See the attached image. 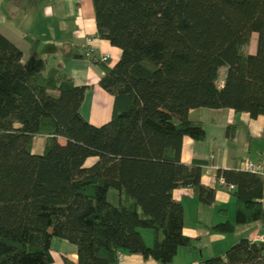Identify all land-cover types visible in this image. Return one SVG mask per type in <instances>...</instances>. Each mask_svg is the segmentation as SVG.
I'll return each instance as SVG.
<instances>
[{
  "label": "trees",
  "instance_id": "trees-1",
  "mask_svg": "<svg viewBox=\"0 0 264 264\" xmlns=\"http://www.w3.org/2000/svg\"><path fill=\"white\" fill-rule=\"evenodd\" d=\"M91 2L97 36L121 52L112 65L88 56L113 99L100 125L80 113L87 85L47 66L37 38L24 34L25 54L0 32V264H52L53 237L76 246V261L63 257V264H116L123 252L171 263L180 246H192L173 189L215 201V187L201 179L204 161L180 158L184 136L205 137L189 111L264 115V0ZM252 33L257 45L249 53ZM91 49L75 46L71 55ZM262 175L216 171L217 181L234 185L235 220L212 230L264 219ZM139 228L152 230L150 246ZM199 262L264 264V241L241 237Z\"/></svg>",
  "mask_w": 264,
  "mask_h": 264
},
{
  "label": "crops",
  "instance_id": "crops-1",
  "mask_svg": "<svg viewBox=\"0 0 264 264\" xmlns=\"http://www.w3.org/2000/svg\"><path fill=\"white\" fill-rule=\"evenodd\" d=\"M45 3L47 5L42 12L44 23L41 20V23L36 24L35 32L31 30L30 24L40 18L41 12L35 7L28 14L32 15L30 21L23 14L16 13L7 27L4 26L5 29L0 27V32L24 51L27 49L24 34L28 32L37 38L39 52L47 66L68 72L78 85H87L80 113L90 123L100 125L110 118L113 102L112 96L99 85L103 70L86 57L72 56L71 51L75 46L80 50L85 46L93 47L97 51L108 53L109 64L112 65L120 57V49L97 36L91 0H45ZM24 20L28 25L17 29L15 26L23 25ZM189 117L202 122L205 137L203 140H194L184 136L180 158L186 164L193 160L204 161L201 179L205 184L215 187V201L212 205H205L197 200L191 188L173 189L174 198L183 206L182 231L192 238V246H180L169 264H190L192 261H202L221 254L241 237L264 241V219L237 225L230 233L211 229L216 223L235 220V200L231 193L233 189L219 184L216 171L220 168L242 169L245 161L259 162L264 171L263 152L259 147L264 145V115L252 118L247 112H236L232 108H194L189 111ZM254 144H258V147ZM43 148L44 140L42 150ZM93 159H87L86 163H91ZM262 176L264 191V173ZM238 232L240 233L236 234ZM140 233L143 237L144 233ZM144 237L145 243L151 245L153 234L145 231ZM58 239L55 243L51 239L52 264H63V257L76 261V246ZM116 264L158 263L152 258H143L140 254L123 252L121 260Z\"/></svg>",
  "mask_w": 264,
  "mask_h": 264
},
{
  "label": "rangeland",
  "instance_id": "rangeland-1",
  "mask_svg": "<svg viewBox=\"0 0 264 264\" xmlns=\"http://www.w3.org/2000/svg\"><path fill=\"white\" fill-rule=\"evenodd\" d=\"M49 1V0H48ZM45 0H22L20 3H16L12 0H0V27L2 29H5V27H7L8 23L12 20L13 16L17 13H21L23 14V16L28 20L30 21L32 19V15H28L32 9L35 7L37 8L38 12H39V16L40 18L39 19H35L33 20L34 22H32L30 25V28L31 30H34L36 29L37 25L36 24H39L41 23V20H43V23H44V16L42 14L44 8L46 7L47 3H45ZM34 23V24H33ZM28 25V22L26 20H24L23 22V25H16L15 27L17 29H19V27H24ZM5 26V27H4ZM40 29V27H39ZM35 32V30L33 31ZM13 36V35H11ZM256 45H257V34L256 33H252L251 34V37H250V40H249V43L247 44L246 46V51H248L249 53H254L255 50H256ZM25 54H26V51H24ZM44 140V138L42 136H37L35 137L34 139V150L35 152H42V141ZM254 146H257L258 147V144H254ZM259 147H261L262 149V156L264 158V145H259ZM254 153V151H253ZM252 156V154H251ZM253 158V157H251ZM188 209V207L186 208ZM188 211V210H187ZM232 212L234 214V206L232 208ZM187 222H189V219H187ZM139 231H142L144 233V236H145V231H148L149 233H152V230L149 229V228H139ZM240 232L236 233V234H239ZM143 236V238H145ZM53 242L55 243V241H58L59 239L56 238V237H53ZM53 243V245H54ZM150 246V245H149Z\"/></svg>",
  "mask_w": 264,
  "mask_h": 264
},
{
  "label": "built area",
  "instance_id": "built-area-1",
  "mask_svg": "<svg viewBox=\"0 0 264 264\" xmlns=\"http://www.w3.org/2000/svg\"><path fill=\"white\" fill-rule=\"evenodd\" d=\"M93 49H95V48H93ZM93 49H91V51H88V52H90V54L88 52L85 53V57L86 58H88V56L91 55V54L95 55L96 58H99L101 60H107V59L110 58V55L108 53L100 52V51H97V49H95V50H93ZM242 169L248 170V171H251V172H260L262 174L264 173L262 164H260L259 162L245 161L243 163ZM218 182H219V184L221 186L227 187L228 189H233L234 188L233 184L226 183L223 180V178H219ZM260 203H261V207L264 209V191H263V196L260 199ZM120 260H121V253L118 254V262ZM190 264H202V263H200L199 261H192Z\"/></svg>",
  "mask_w": 264,
  "mask_h": 264
}]
</instances>
